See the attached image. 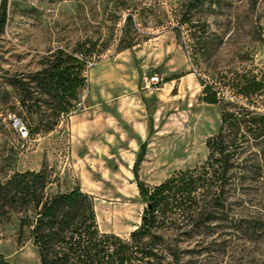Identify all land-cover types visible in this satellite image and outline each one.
I'll list each match as a JSON object with an SVG mask.
<instances>
[{"label":"rangeland","instance_id":"1","mask_svg":"<svg viewBox=\"0 0 264 264\" xmlns=\"http://www.w3.org/2000/svg\"><path fill=\"white\" fill-rule=\"evenodd\" d=\"M188 1L6 0L0 26V181L15 171L44 168L50 178L46 194L79 187L93 198L99 230L127 238L144 207L133 174L140 146L138 176L151 185L201 163L206 139L220 123L218 105L204 101V79L264 71V0H194L186 26L179 19ZM127 14L132 26L125 31ZM84 41L87 47L97 43L101 52L86 62L79 101L46 131L47 118L24 111L9 82L40 69L57 48L72 51ZM13 115L32 134L24 147ZM248 199L251 205L239 213L264 219V192L251 191ZM7 210L0 212V256L8 264H40L30 229L20 228L25 212ZM219 237L223 244L210 245L216 251L185 259L264 264V235Z\"/></svg>","mask_w":264,"mask_h":264},{"label":"trees","instance_id":"2","mask_svg":"<svg viewBox=\"0 0 264 264\" xmlns=\"http://www.w3.org/2000/svg\"><path fill=\"white\" fill-rule=\"evenodd\" d=\"M193 2L186 3L181 25L189 24L185 14ZM1 3L2 28L6 0ZM125 20L127 31L131 14ZM96 44L80 42L72 51L57 48L40 69L9 82L24 111L38 110L47 118L46 131L79 101L86 62L101 52ZM228 72L202 83L204 101L220 109L217 130L205 142L204 161L151 185L138 176L140 146L133 174L144 207L127 238L99 230L93 198L79 187L46 194L50 178L44 168L15 171L0 181V212H25L20 228L30 229L40 264H190L185 258L216 251L210 245L224 243L220 234L244 239L264 235L263 218L239 213L251 205V191L264 192V71ZM0 264L8 263L0 256Z\"/></svg>","mask_w":264,"mask_h":264},{"label":"built area","instance_id":"3","mask_svg":"<svg viewBox=\"0 0 264 264\" xmlns=\"http://www.w3.org/2000/svg\"><path fill=\"white\" fill-rule=\"evenodd\" d=\"M11 123L18 134L20 146L24 147L31 139L26 123L17 115L11 117Z\"/></svg>","mask_w":264,"mask_h":264}]
</instances>
